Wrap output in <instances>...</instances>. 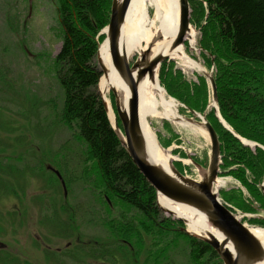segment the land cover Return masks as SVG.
I'll list each match as a JSON object with an SVG mask.
<instances>
[{"label": "trees", "instance_id": "trees-1", "mask_svg": "<svg viewBox=\"0 0 264 264\" xmlns=\"http://www.w3.org/2000/svg\"><path fill=\"white\" fill-rule=\"evenodd\" d=\"M189 5L190 23L199 35L200 59L207 70L213 69L221 118L234 135L264 147V0H189ZM110 7L111 0H56L62 43L52 62L63 93L61 107L54 113L57 125L68 129L83 146L81 161L75 157L77 178L86 181L91 172V185L101 199L98 202L107 205V198L129 211L117 223L111 219L105 225L104 219L108 236L116 242L115 253L91 250L90 257L94 260L98 253V259L104 262L119 260L129 264L128 250L146 245L148 239L154 249L147 254L145 264L170 263L167 252L181 245L187 250L184 257L190 264L203 263L206 258L219 261L207 244L174 231L182 226L180 222L161 217L155 190L138 171L110 125L97 93L100 73L95 64L98 43L103 39L97 36L109 22ZM195 77V82H188L172 62H164L159 69V81L168 96L203 113L210 91L203 76ZM207 121L220 144L221 172L247 191L248 198L237 200L236 207L244 213H255L253 203H257L259 209H264L259 190L264 180V151L244 147L221 125L213 110L207 114ZM192 159L199 163L197 158ZM62 161L51 165L69 189L71 183L76 185V178L71 179ZM45 163L49 162L44 160L42 164ZM51 177L60 186L50 173L49 180ZM220 196L224 202L234 198L226 197L223 191ZM77 211L85 212L73 209ZM249 223L264 226V220L251 219Z\"/></svg>", "mask_w": 264, "mask_h": 264}, {"label": "rangeland", "instance_id": "rangeland-1", "mask_svg": "<svg viewBox=\"0 0 264 264\" xmlns=\"http://www.w3.org/2000/svg\"><path fill=\"white\" fill-rule=\"evenodd\" d=\"M31 3L29 8L28 0H0V165L9 168V180L2 178L5 174L0 176V243L5 245L0 250V264H23L24 261L30 264H61L66 261L65 257L60 258V261L55 258L51 260L47 254L57 250L62 253L69 249L66 247L79 244L100 243L101 250L116 246L99 218H104L106 225L111 219L117 223L122 214H129L124 205H118L117 202L111 207L100 205V198H97L99 191L91 185L94 184L91 183L94 180L91 172L86 181L77 178L78 160L81 161L83 146L75 141L68 129L57 125L54 114L61 107L63 95L52 62L61 45L56 0L55 3L53 0H32ZM197 38L196 33L195 47L192 50L186 47V52L203 67L199 52L195 49ZM169 61L188 82L196 81L195 74L201 75L200 72L183 67L176 60ZM110 107L114 113L112 104ZM156 113L161 114L162 109L156 108ZM147 122L162 150H168L176 160L173 165L184 175L198 180L200 172L207 167L210 150L208 139L178 130L173 123L157 116L148 117ZM186 156L197 158L200 164L204 163V170L192 166ZM43 158L50 164L66 158L62 164L68 169L71 179L76 178V185L70 184L66 196L52 177L49 180L51 171L39 163L44 162ZM27 165L30 170L41 168L39 179L33 181L32 170L29 171ZM219 181L223 184L217 185L218 191L225 192L226 197H234L228 204L239 211L237 200L247 199V191L234 178L223 173L219 175ZM49 192L55 196L56 213L63 221H60L64 226L63 231H59L58 223L50 229L48 225L39 222V207L42 204L36 197L40 196L41 199ZM86 204L97 210L99 217L88 215V221L82 226L73 224V209L85 210ZM253 207L256 212L245 213L247 219H242L248 226H256L247 221L252 216L264 218V209H259L257 203H253ZM111 208L114 209L111 211ZM161 217L175 222V218L163 212ZM150 246V241L146 239V245L135 250L130 248L126 261L129 264H145L147 254L154 249ZM184 252L187 253L184 245L179 249L175 247L167 252L170 263L163 264H190ZM119 264L125 262L120 261ZM199 264L221 262L215 258H206Z\"/></svg>", "mask_w": 264, "mask_h": 264}, {"label": "water", "instance_id": "water-1", "mask_svg": "<svg viewBox=\"0 0 264 264\" xmlns=\"http://www.w3.org/2000/svg\"><path fill=\"white\" fill-rule=\"evenodd\" d=\"M31 2V0H29ZM131 0H112L111 16L108 26L99 35H105L110 62L98 58L99 72L103 76L112 74L116 77L123 88L111 91L114 98V106L117 118H115L116 135L125 148L134 165L155 189L157 196H160L171 204L188 206L203 213L211 227L224 239L219 243L211 235L208 239L200 238L208 244L222 260L223 264H258L264 261V250L259 241L240 223L231 212L221 204L217 194L213 191L216 182L220 149L215 131L205 119V114L199 115L191 112L194 118L190 122L203 126L210 144L211 156L206 172L202 174L201 182H195L190 178L181 175L173 166L167 172L152 164L148 157L145 145V137L141 127L139 114V86L145 80L150 82L158 81L157 71L162 62L170 59L167 54L160 53L165 46L160 47V52L153 56V49L164 41H168V51L172 53L178 48L190 31V16L188 0H181L182 16L178 35L171 38L168 34L158 33L146 45L135 62L130 65L124 51L121 36L125 27V17ZM209 81L213 96V107L217 111V96L213 79L210 74L204 73ZM127 97V98H126ZM102 99V98H101ZM102 105L107 111L106 103L102 99ZM198 118L200 122H197ZM117 119L122 125L124 139L121 137ZM243 145L249 146L248 143ZM257 147L256 144H252ZM58 175V174H57ZM59 176V175H58ZM264 196V184L261 186ZM165 212L164 209H161ZM171 214L170 212H168ZM184 222L182 219H178ZM187 234L188 232L184 230Z\"/></svg>", "mask_w": 264, "mask_h": 264}, {"label": "bare ground", "instance_id": "bare-ground-1", "mask_svg": "<svg viewBox=\"0 0 264 264\" xmlns=\"http://www.w3.org/2000/svg\"><path fill=\"white\" fill-rule=\"evenodd\" d=\"M181 0H131L128 11L125 17V27L121 36L125 55L128 61L133 57H137L145 50L146 45L158 33L168 34L171 38H175L180 30L181 25ZM196 43V33L193 28L184 38V42L175 50L168 51V41H164L153 49V56L160 52V47L165 46L166 50L160 53L167 54L171 59L181 63V65L189 70L201 72L203 70L197 62L190 58L186 52L188 49H193ZM98 57L108 66L109 51L107 43L103 42L98 50ZM123 88L120 81L113 77L101 76L98 83V92L105 100L108 108L109 119L114 122V114L110 107L109 95L111 91H119ZM127 98V97H126ZM160 107L162 113H156V108ZM139 113L141 125L145 135V145L147 157L149 161L170 172L173 158L168 150H162L158 144L153 132L149 128L147 118L157 116L161 119L168 120L173 123L178 130H184L196 136L200 135L207 138L203 126L194 124L193 126L186 123L183 118H180L177 112V103L166 98L164 90L159 86L157 81L150 82L145 79L139 86ZM222 185V181H218ZM158 205L171 212L174 218L183 219L187 231L195 236L215 237L219 243L223 242V238L214 230L208 223L203 213L198 210L182 205L171 204L162 197L157 199ZM249 232L259 241L264 250V228L247 227ZM264 264V261L258 263Z\"/></svg>", "mask_w": 264, "mask_h": 264}, {"label": "flooded vegetation", "instance_id": "flooded-vegetation-1", "mask_svg": "<svg viewBox=\"0 0 264 264\" xmlns=\"http://www.w3.org/2000/svg\"><path fill=\"white\" fill-rule=\"evenodd\" d=\"M5 248L3 244L0 243V249Z\"/></svg>", "mask_w": 264, "mask_h": 264}]
</instances>
